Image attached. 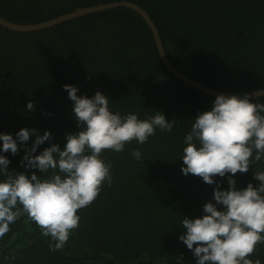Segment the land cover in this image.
Wrapping results in <instances>:
<instances>
[{"label": "trees", "instance_id": "16d2710c", "mask_svg": "<svg viewBox=\"0 0 264 264\" xmlns=\"http://www.w3.org/2000/svg\"><path fill=\"white\" fill-rule=\"evenodd\" d=\"M119 1L148 14L168 60L185 76L230 93L264 89V0H0V17L34 24ZM64 85L89 98L100 91L113 113L146 119L160 111L176 123L171 132L157 128L143 145L133 140L122 152L102 153L112 164V183L105 182L96 200L78 210L79 227L62 249L53 250L51 237L22 215L0 238V264H196L179 240L186 231L181 221L204 215V204L215 203L216 185L185 176L181 156L193 119L211 110L216 97L168 72L148 26L129 9L95 12L32 32L0 26V133L15 139L22 128L40 135L49 131L53 139L33 155L51 144L63 149L65 134L80 130ZM35 139L30 135L26 146ZM134 149L142 153L139 161L131 155ZM0 154L9 159L10 171L43 175L21 164L24 148ZM255 170L264 171V158L233 177L238 190L259 185ZM214 180L227 189V176ZM250 259L264 264V244Z\"/></svg>", "mask_w": 264, "mask_h": 264}, {"label": "clouds", "instance_id": "9594fccd", "mask_svg": "<svg viewBox=\"0 0 264 264\" xmlns=\"http://www.w3.org/2000/svg\"><path fill=\"white\" fill-rule=\"evenodd\" d=\"M63 87L73 101L72 115L80 129L65 134L63 149L51 144L33 155L45 141L51 142L49 131L40 135L36 129L22 128L15 139L0 133V151L16 155L24 148L21 164L43 173L29 176L10 171L9 159L0 154V177L4 178L0 180V238L26 215L43 236L55 242L53 250L62 249L79 227L78 210L96 200L105 182L112 183V164L101 158L102 153L122 152L133 140L143 145L157 128L171 132L176 123L160 111L146 119L134 113H113L109 98L100 91L89 98L78 96L75 86ZM27 109H34L33 102L29 101ZM193 121L183 142L181 172L215 184V203L204 204L202 217H183L181 225L186 231L179 240L193 253L196 264H262L250 257L257 245L264 244V171H254V179L260 182L256 187L249 183L238 190L233 177L264 158V103L259 97L253 102L249 94L242 98L220 94L211 110L199 113ZM34 133L36 139L28 148L26 142ZM131 155L138 161L142 158L139 149ZM217 176H227V189L222 190L214 180Z\"/></svg>", "mask_w": 264, "mask_h": 264}, {"label": "water", "instance_id": "95a60500", "mask_svg": "<svg viewBox=\"0 0 264 264\" xmlns=\"http://www.w3.org/2000/svg\"><path fill=\"white\" fill-rule=\"evenodd\" d=\"M118 8H124V9L131 10L132 12L136 13L145 22V24L148 26L152 34L155 46L157 48V52L161 59V62L163 63V65L165 66V68L168 70L169 73H171L174 77H176L178 80H180L185 85L190 86L197 91H200L202 93L215 96V97H217L220 94H223L225 96L237 95L241 98L245 96L246 94H249L251 98L264 97V89L255 90L252 92H243V93L224 92V91L216 90L208 86L202 85L190 79L189 77L185 76L180 71H178L168 60L164 52L161 39L159 37L158 31L154 23L152 22L148 14L143 9H141L138 5L132 2L119 1V2H111L107 4L96 5V6H90V7H86L82 9H77L68 14H64V15L55 17L53 19H50L44 22L34 23V24L14 23V22L6 20L5 18L0 17V26L8 30L15 31V32L39 31L42 29L50 28L61 22H64L66 20H70V19H73L79 16H83V15H87V14H91L95 12H100V11H107L111 9H118Z\"/></svg>", "mask_w": 264, "mask_h": 264}]
</instances>
